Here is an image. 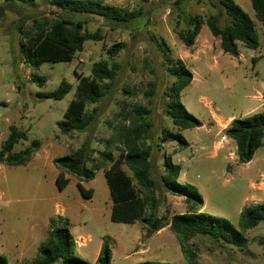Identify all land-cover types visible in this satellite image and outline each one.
<instances>
[{"label":"rangeland","instance_id":"obj_1","mask_svg":"<svg viewBox=\"0 0 264 264\" xmlns=\"http://www.w3.org/2000/svg\"><path fill=\"white\" fill-rule=\"evenodd\" d=\"M102 1L123 11L138 12V17L129 24H111L99 16H82L86 21L83 31L98 32L102 39L87 41L72 62L44 63L34 70L24 62L22 32L35 34L37 24L55 18L56 8L51 0H0V151L12 126L28 136L12 153L23 151L34 140L41 142L27 164L0 165V255L9 264H32L51 231L62 226L75 240L74 255L89 264L96 263L106 241L112 251L111 264H186L170 226L148 235L140 221H111L113 202L105 176L111 162L97 170L92 181L66 174L68 186L61 191L56 185L60 170L53 160L70 155L82 145L89 150V168L102 163V153L108 150L117 159L120 129L142 123L136 113L138 107L150 110L145 118L151 128L144 143L152 147L151 175L160 199L159 218L170 222L192 207L186 197L165 188V158L181 166L178 182L202 197V211L228 220L236 230L243 209L264 204V139L253 160L240 163L236 142L226 136L232 117L244 119L264 113V101L257 99L259 92L264 94V26L251 0L233 1L253 21L259 46L250 49L239 42L238 57L223 52L207 25L195 47H186L179 38L180 32L190 28L182 11L203 20L217 15L223 28L222 0ZM116 44L123 48L111 57L107 50ZM179 59L193 73L181 102L202 127L180 130L166 113L169 90L175 82L168 70ZM100 61L119 68L105 96L87 106V112L94 116L92 126L84 132L61 133L58 124L75 98L78 77L90 76L93 65ZM38 77L46 78L45 84L41 85ZM63 81L73 86L64 99L42 97L57 91ZM152 83L156 90L150 103L146 93ZM166 132L179 133L188 146L164 140ZM122 169L132 176L125 165ZM78 183L93 191L92 198L81 194ZM189 246L201 264H264V223L250 229L241 246L202 235L193 237Z\"/></svg>","mask_w":264,"mask_h":264},{"label":"trees","instance_id":"obj_2","mask_svg":"<svg viewBox=\"0 0 264 264\" xmlns=\"http://www.w3.org/2000/svg\"><path fill=\"white\" fill-rule=\"evenodd\" d=\"M7 2L34 0H6ZM257 18L264 26V0H251ZM57 14L53 20L45 24H37L35 34L22 32L24 42L21 43L24 62L34 70H39L44 63L72 62L77 53L83 51L87 41H99L102 37L97 33L84 32L86 21L84 15L102 17L108 23L129 24L138 17V12L123 11L115 6L106 4L102 0H51ZM220 15L225 16V26L219 25V16L211 15L206 20L198 16L191 17L185 11L181 15L187 20L190 28L179 33L183 44L191 48L196 43L204 25H207L212 35L220 40V47L224 53L233 57L240 55L238 43L245 47L257 49L258 38L255 25L251 18L233 0L220 2ZM122 44H116L107 50L111 57H116L122 50ZM119 66H110L107 61H100L93 65L90 76H79L75 98L69 104L63 121L58 126L61 133L69 134L74 131L84 132L94 122L93 113L87 112L88 104L99 102L106 94V90L116 79V70ZM169 73L175 78L169 90L170 102L167 106V115L173 124L180 130L202 127L200 120L191 115L181 102L182 92L191 85L193 73L187 68L184 61L179 59L176 65L170 66ZM37 81L43 85L46 78L38 77ZM109 82L110 84H105ZM73 86L63 81L59 89L53 93L43 94V98L62 100L69 94ZM156 86L150 84V91L146 96L155 94ZM138 117L142 120L139 125L122 128L118 132L120 146L119 156L113 159L111 151L102 153V163L88 167L90 162L89 150L86 145L70 155L55 158L54 165L60 170L56 179L59 190H64L70 180L66 174L75 176L81 181H92L96 171L103 169L106 163L111 167L105 171L106 180L113 202L111 221L114 223L135 224L140 221L147 227L148 235L158 233L170 226L181 246L186 264H201L196 251L189 246V241L197 236H207L216 241H223L230 245L241 246L244 235L261 223H264V204L245 208L240 214L239 230L226 219L211 216L202 211L203 199L190 188L181 185L178 178L181 166L174 164L170 158H165L167 175L163 177L166 189L178 196L186 197L191 210L185 214L175 215L167 222L158 217L160 199L157 197V185L151 175L152 147L144 143L151 123L146 121L150 110L144 107L136 108ZM226 136L237 144V157L240 163H249L253 160L256 151L263 146L264 113L254 114L244 119H233L226 129ZM26 132L17 127L10 128L8 139L0 151V165L19 166L27 164L41 148V142L34 140L30 146L12 153L14 147L21 141L27 140ZM164 140L172 139L188 146L186 140L178 133L166 132ZM110 144V142H108ZM125 165L132 173L129 176L123 169ZM77 187L85 198H92L93 191L86 190L82 184ZM76 244L65 227L54 228L45 245L38 252L32 264H89L74 255ZM112 251L109 243L102 244L95 264H111ZM0 264H9L5 256L0 255ZM140 264H166L143 262Z\"/></svg>","mask_w":264,"mask_h":264},{"label":"crops","instance_id":"obj_3","mask_svg":"<svg viewBox=\"0 0 264 264\" xmlns=\"http://www.w3.org/2000/svg\"><path fill=\"white\" fill-rule=\"evenodd\" d=\"M197 38H198V37H197ZM214 39H217V38H214ZM217 41H218V43H220V40H219V39H217ZM197 42H198V39H196V43H195V44H197ZM195 44H194V46H192V47H195ZM193 49H194V48H193ZM258 94H259V95L257 96V99H258V98H259L260 100L263 99V101H264V94H262V93H260V92H259ZM233 119H234V117L231 118V121H232ZM34 157H35V155H34ZM34 157H33V158H34ZM33 158H32V159H33ZM32 159H31V160H32ZM100 250H101V249H100ZM98 253H100V252H98Z\"/></svg>","mask_w":264,"mask_h":264},{"label":"built area","instance_id":"obj_4","mask_svg":"<svg viewBox=\"0 0 264 264\" xmlns=\"http://www.w3.org/2000/svg\"><path fill=\"white\" fill-rule=\"evenodd\" d=\"M81 239V238H80Z\"/></svg>","mask_w":264,"mask_h":264}]
</instances>
